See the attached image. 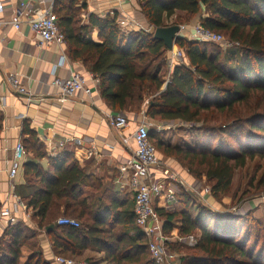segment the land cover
I'll list each match as a JSON object with an SVG mask.
<instances>
[{
  "label": "trees",
  "instance_id": "obj_1",
  "mask_svg": "<svg viewBox=\"0 0 264 264\" xmlns=\"http://www.w3.org/2000/svg\"><path fill=\"white\" fill-rule=\"evenodd\" d=\"M76 1L56 0L55 12L71 58L81 60L99 79L101 96L120 113H139L148 101L146 116L152 121L201 123L198 131L202 137L197 136L192 145H166L153 130L150 140L165 155L180 156L193 176H205L214 197L229 193L236 170L264 157V149L257 147L261 138L263 145L259 146H264V0H140L145 16L156 28L167 26L165 17L184 12L192 18L199 16L205 28L224 33L239 44L223 52L207 43L178 39L176 46L189 65L177 66L159 95L167 65L164 43L145 32L127 40L117 17L91 15L88 26L75 27ZM93 28L99 32V42L92 39ZM24 133L33 138L29 149L35 158H46L35 133L28 126ZM68 162L66 154L49 158V172L34 163L26 165L32 192L24 200L33 210L38 229L23 221L6 225L0 235V264H49L39 234L51 226L47 235L57 255L76 258L93 250L103 254L101 264H155L136 225L134 210L125 200L104 192L98 207L88 204L91 193L100 191L95 189L97 185H89L88 175L78 164ZM177 199L186 205L185 210L156 209L165 232L179 222L182 236L202 233L193 247L201 255L189 256L191 264H264V237L258 239L263 241L262 249L247 247L241 217L214 216L200 204L194 218L188 206L197 200L195 195L181 188ZM62 207L64 217L80 222L78 228L55 222ZM211 215L212 231L208 224L213 221Z\"/></svg>",
  "mask_w": 264,
  "mask_h": 264
},
{
  "label": "crops",
  "instance_id": "obj_2",
  "mask_svg": "<svg viewBox=\"0 0 264 264\" xmlns=\"http://www.w3.org/2000/svg\"><path fill=\"white\" fill-rule=\"evenodd\" d=\"M3 1H10L11 6L9 5L7 10L0 14V207L12 210L17 207L18 210L13 215L14 223L23 221L38 229L37 223L32 220L33 210L27 207L24 200L32 192L27 184L26 165L34 163L44 172H49V158L66 154L70 158L67 165L78 164L88 175L89 185H97L95 189L100 191L97 194L91 193L88 204L98 207L102 199L100 193L104 192L106 195L118 197L119 200H125L134 210V195L127 185H123L119 177L121 167L135 149L134 141L131 140L128 145L122 142V134L124 136L131 134L138 122L135 123V118L129 117L131 126L122 134L112 128L110 120L118 112L101 96L99 79L81 60L71 58L67 42L61 48L53 43L41 45L38 36L26 23L19 31L12 28L8 22L19 0ZM31 1L36 5L39 4L38 0ZM74 9L77 10L75 27L88 26L91 15L100 19L117 17V23L127 40L141 32L154 35L156 29L145 16L140 0L130 4H121L116 0H77ZM198 18L199 21L200 17ZM165 24L172 26L166 17ZM181 34L182 38H188L183 30ZM91 36L93 41H100L97 28H93ZM178 50L176 45L173 52L165 50L167 59L165 72L169 77L180 65V62L173 57ZM61 55L66 56L67 64L54 71V65L59 62ZM71 70L80 72L86 77L87 90L75 97L63 99L54 86V81L67 78ZM167 76L163 88L156 95L166 89ZM13 82L18 88H24L30 94L20 93ZM147 103L148 101L142 106L144 115H146ZM152 122L157 125L162 123ZM25 126L35 133L39 144L44 146L47 152L46 158L36 159L29 149L33 138L24 133ZM67 139H76L80 143L75 141L66 143ZM19 142L25 144L30 151H27L23 159L19 161L17 174L14 180H11L9 174L15 162V147ZM157 156L160 162L164 161L161 154ZM162 162L161 167L165 169L166 165ZM177 175L182 181L184 180L182 189L195 195L188 187L192 184L189 174L178 169ZM197 202L196 200L188 208L194 207ZM156 207L170 211L186 209V205L180 200L168 206L163 199H159L156 201ZM64 212L65 208L62 207L59 211L61 216L55 219L57 224L58 220L64 217ZM5 227L6 225L0 229V232H3ZM171 232L177 233L179 229H173ZM39 240L44 258L49 262L57 254L52 248L46 230L40 232ZM92 252L99 254L96 251L87 250L81 258H87Z\"/></svg>",
  "mask_w": 264,
  "mask_h": 264
},
{
  "label": "built area",
  "instance_id": "obj_3",
  "mask_svg": "<svg viewBox=\"0 0 264 264\" xmlns=\"http://www.w3.org/2000/svg\"><path fill=\"white\" fill-rule=\"evenodd\" d=\"M121 4H130L135 0H116ZM38 5L31 0H19V3L12 10L9 25L15 30H20L26 23L29 28L38 36L41 45L56 44L60 48L66 43L65 34L59 26V18L55 12V0H38ZM11 6L10 1L0 0V14ZM194 41L199 43H214L221 48L228 49L229 43L222 34L214 32L199 24L194 27ZM182 51L178 50L175 57L179 59ZM65 55H61L59 62L54 65V71L67 64ZM87 79L80 73L73 70L67 78L56 79L54 86L59 90L60 96L72 98L77 94L87 90ZM169 81H167L168 84ZM14 86L18 88L15 82ZM22 94H30L24 88H18ZM110 125L120 134L128 130L131 126V120L124 115H117L111 118ZM150 128L145 120L139 121L136 128L128 136L122 134V142L129 144L132 140L135 143V149L131 157L121 167L120 181L127 185L134 195V212L137 227L142 231L147 242L148 250L155 264H174V255L168 251L169 238L164 229V222L161 219L157 209L156 201L163 199L168 206L178 203L177 193L184 186L181 178L173 172L165 171L161 167V162L157 156V149L150 140ZM77 141L76 139H67ZM25 147L19 142L14 151V165L10 170L9 177L14 180L19 161L25 155ZM120 182V183H122ZM193 192L198 191L197 189ZM211 189L206 187L201 193L209 194ZM202 198H204L202 196ZM21 203L19 204V206ZM14 210L7 207H0V229L5 225L14 223ZM60 226L78 228L79 222L72 218L61 217L58 220ZM49 264H88L86 260H76L63 255H55L49 261Z\"/></svg>",
  "mask_w": 264,
  "mask_h": 264
},
{
  "label": "rangeland",
  "instance_id": "obj_4",
  "mask_svg": "<svg viewBox=\"0 0 264 264\" xmlns=\"http://www.w3.org/2000/svg\"><path fill=\"white\" fill-rule=\"evenodd\" d=\"M198 17L192 18L187 13L177 12L175 16L168 19V23L171 25L181 26L184 34L188 35L186 37L189 38V41H194V27L201 24L200 20L198 21ZM194 21H196V23H193ZM222 35L229 43V49L239 47V44L229 40V37L226 34L222 33ZM207 46L210 48L220 49L223 52L226 51V49L221 48L214 43H207ZM176 60H178L180 64L186 63L189 65L188 61L185 62L187 59L183 52L182 56ZM164 75L166 77L167 72H165ZM167 80H170L169 76H167ZM144 114L145 112L141 109L139 113L118 112L116 116L124 115L128 118H135V123L145 120L149 128L155 131L156 138L162 139L166 145H178L179 143H182L189 146L193 144L197 136L202 137V132L198 131V128L202 126L201 123L191 125L183 122H162L157 125V123L152 122ZM214 123L215 121L213 120L212 124ZM257 142V147L264 149V146H259L263 145L262 138L260 141L257 140ZM215 146H217L216 142L213 143V147ZM157 153L161 154V157L164 160L161 162L166 165H164L165 171L177 174V170L182 169L189 174L192 184H187L188 187L191 189L194 188V191L196 189L198 190L194 192L195 199H202L201 201L197 199L198 202L195 203V206L188 208V211L194 218H196L199 214L200 204H203L208 209L210 208L215 214L214 216L223 218L231 216L241 217L243 219V223H241L242 225L240 224L243 227L241 234L246 236L245 241L247 243V247H255L259 250L262 249L263 241L258 242V239L261 238L263 240L264 237V193L262 192L264 191V185H261L264 181V157L258 156L254 160L250 161L245 168L237 169L231 191L229 193L219 195L218 197H214L211 191L206 195L204 192L201 193L206 187L211 189L212 184L207 182V178L205 176L197 178L190 174L187 168V163H185L180 156L176 154L165 155L163 149H158ZM202 196L204 198H202ZM212 217L213 216L211 215L210 218L213 219V221L208 222L210 226L209 230L211 231L214 228V218ZM177 225L178 224L176 223L173 229H179ZM171 231H166L167 237L169 238L167 248L168 251L174 255V264H191V261L188 259L189 256L191 257V255L195 254L201 255L198 251H194L193 247L200 241L202 233L200 231H195L189 236H182L179 232L173 234ZM248 231L250 232L248 233ZM64 256L68 257V255ZM102 258L103 254H96L92 252L87 258H81L80 256L73 259L86 261L91 259L93 261L91 264H101Z\"/></svg>",
  "mask_w": 264,
  "mask_h": 264
},
{
  "label": "water",
  "instance_id": "obj_5",
  "mask_svg": "<svg viewBox=\"0 0 264 264\" xmlns=\"http://www.w3.org/2000/svg\"><path fill=\"white\" fill-rule=\"evenodd\" d=\"M182 33V27L179 25H172L167 27H159L154 31V39L164 43L165 48L169 52H173L175 49L176 41L180 38ZM53 226L48 227L47 231H50Z\"/></svg>",
  "mask_w": 264,
  "mask_h": 264
}]
</instances>
